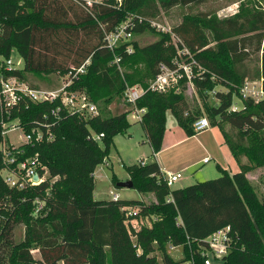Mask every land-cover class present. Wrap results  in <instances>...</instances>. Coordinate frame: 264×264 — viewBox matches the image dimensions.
Listing matches in <instances>:
<instances>
[{"label":"trees","instance_id":"trees-1","mask_svg":"<svg viewBox=\"0 0 264 264\" xmlns=\"http://www.w3.org/2000/svg\"><path fill=\"white\" fill-rule=\"evenodd\" d=\"M202 1L102 0L87 12L71 0H0V61L12 48L22 58V66L7 73L25 80L29 73L62 74L88 59L69 87L84 88L97 107L96 114L86 116L61 107L56 116L43 118L56 102L23 99L8 113L0 110V119L17 117L24 129L34 122L44 129L42 122L48 121L52 133L49 139L24 145L25 154L36 152L47 168L48 176L40 184L15 190L0 177V264H156L154 250L161 264H203L199 245L206 246L204 237L223 225H229L230 236L220 264H264V199L245 175L249 168L264 165V97L240 98L241 107L229 109L248 74L245 60L251 53L259 54L258 76L264 89V0L250 5L239 0L234 12L222 16L214 11L186 12L169 30L149 23L174 5ZM127 16L135 21L131 37L107 49L103 30ZM145 31L156 36L137 43L135 34ZM171 33L202 69L191 81L209 125L218 126L238 169L229 172L216 164L217 176L170 188L172 203L164 201L168 187L156 161L140 158L125 169L131 187L148 199H94L93 169L104 161L112 136L129 125L126 110L112 113L109 105L122 98L125 83L145 85L158 63L170 64L175 54ZM126 43L130 52L124 51ZM114 54L119 55V67L111 62ZM139 61L145 63L143 69L137 67ZM179 83V91L146 90L135 101L144 107L139 122L151 153L160 148L166 110L188 135L195 132L193 120L202 115L194 103L189 106L184 84ZM215 83L224 88L213 87ZM209 93L215 101H207ZM91 132L102 135L94 139ZM116 179L112 176L114 184ZM44 188V207L33 215L32 192ZM124 204L138 206L135 216L153 218L134 229L124 221ZM18 224L22 234L14 240L12 229ZM167 243L178 244L182 255L172 257ZM31 245L38 257L32 255Z\"/></svg>","mask_w":264,"mask_h":264},{"label":"built area","instance_id":"built-area-1","mask_svg":"<svg viewBox=\"0 0 264 264\" xmlns=\"http://www.w3.org/2000/svg\"><path fill=\"white\" fill-rule=\"evenodd\" d=\"M83 10L90 12L93 4L101 3L102 0H71ZM120 1V0H116ZM136 21H141V17L137 16ZM134 19L127 16L118 22L113 28L103 30V43L109 50H113L116 45L131 37ZM156 29L169 30L160 25L154 20L149 22ZM170 41L175 47V54L170 59V64L163 62L158 63L157 71L146 81L145 85L139 82L125 83L122 90V100L127 105L126 115L129 114L134 120L139 121L141 113L144 111L143 106L135 104L136 99L146 90L155 92H166L168 90L179 91L180 81L184 84V88L190 85L193 76L201 73L200 65L194 60L189 49L181 42V40L174 34H170ZM130 43L124 44V51H131ZM119 55L114 54L111 62L118 64ZM88 62L85 59L82 64L77 67H70L66 72L59 74L60 83L54 86H33L25 79L19 78L16 74L7 73V71L16 69L22 66V60L13 59L10 54L0 61V110L3 113H8L13 106H18L22 100L31 102L37 101H53L56 102L54 106L50 107L48 113H43L42 117L46 118L48 114L57 115L58 110L62 107L68 111H73L83 116L93 115L97 113L95 103L89 99L84 88H70L71 81L77 77V74L84 70V64ZM250 97L258 99L264 97V89L261 85V78L242 79L241 84L237 90L239 99ZM234 99V97H233ZM231 100L229 109L236 110L241 107L236 105L234 100ZM52 123V121H51ZM41 124L34 122L24 129L18 122L17 117L7 119H0V177L2 181L10 188L15 190L32 189L34 186L40 184L47 176L46 166L39 161L36 152L33 154H25L24 145L34 142H39L43 139L52 137L49 130L50 122H42ZM209 125L205 115H200L192 122V127L195 131L206 128ZM20 128V141L13 143L8 141L4 134L9 129ZM92 138L97 139L102 135V132L89 134ZM208 157L202 158V161H207ZM142 159L140 162H143ZM163 173V180L168 187V192L164 197V201L173 203V196L170 192V185L173 181L181 176L179 170H166ZM54 176L50 177L52 180ZM110 192L111 199H118V194L115 191ZM48 194L47 188L42 192H32L30 200L32 202L31 213L33 215L39 213L45 204V196ZM123 210L124 221L129 225L132 217L138 210L137 205L124 204L120 206ZM229 225H223L208 233L204 240L206 246H200V254L203 256V264H210L209 257L220 258L226 253L229 241ZM178 244H166L168 250L177 249ZM136 251L140 252L139 246Z\"/></svg>","mask_w":264,"mask_h":264},{"label":"rangeland","instance_id":"rangeland-1","mask_svg":"<svg viewBox=\"0 0 264 264\" xmlns=\"http://www.w3.org/2000/svg\"><path fill=\"white\" fill-rule=\"evenodd\" d=\"M224 1L229 0H204L198 4L174 5L165 11H161L156 17H154V21L158 22L165 28H170L174 23L178 22L181 15L186 12L214 11L216 15L222 16L225 13L222 11ZM251 1L252 0H244L243 3L246 2L250 5ZM155 36L156 34L145 31L140 34H135V39L137 43L142 44L151 41ZM258 55V53H251L245 60V65L248 68V74L244 76L243 79H259ZM10 56L14 60H22L14 48L11 49ZM137 67L139 69H143L145 67V63L139 61L137 62ZM27 76V81L35 83L37 86H54L60 83L59 74L52 72L44 76L32 73H29ZM191 86L192 89L190 88V85L183 89L188 96L189 106L194 103L199 107L200 114L205 115L201 104L202 100L197 95L193 82L191 83ZM213 87L217 89L224 88L218 83H215ZM233 100L236 102V105H241V101L239 99L234 97ZM207 101H215V99L211 96V93L208 94ZM109 108L112 113H115L125 110L127 105L124 103L122 98H120L115 103L112 102L109 105ZM126 117L129 125L126 127L125 132L116 133L112 136L108 146L107 155L104 159L107 162L105 163L104 161H101L94 167L95 175H93L94 185L92 189V197L94 199L110 198L111 194L109 190L117 192L119 199L146 200L149 198L140 193L134 187L116 186L112 181V176L117 178L116 181L128 178V172L125 169V165L135 162L140 158H144L146 161L153 160V155L146 140L142 125L139 121L134 120L129 114H127ZM210 125V127L207 126L202 132L195 131L193 134L188 135L184 129L176 123L170 111H165L164 129L166 128V132L163 140L167 141L168 135H170L171 140L173 141L184 137L180 139L172 148H165L161 152V157L167 167L172 169L181 168L177 169L180 170L181 176L172 182L170 188L217 176L219 171L216 168V164L229 166L231 170H236V167H233L234 158L223 142L218 126L216 124ZM223 127L229 131L227 124H224ZM20 134L21 129L15 128L6 131L4 136L8 141L17 143L21 139ZM204 156H207L209 159H207V161H202ZM246 173L247 178L258 197L264 199V165L249 168ZM152 218L153 215H134L129 224L132 228L136 229L141 225L149 224ZM12 233L14 240H18L22 234V225H15L12 229ZM131 239L134 240V235L132 234ZM30 251L34 257H38L35 245H31ZM168 251L174 258H178L182 255L180 247ZM152 253L156 256V264H161L159 252L154 250ZM209 259L210 264H220L221 262L220 258L210 256Z\"/></svg>","mask_w":264,"mask_h":264},{"label":"crops","instance_id":"crops-1","mask_svg":"<svg viewBox=\"0 0 264 264\" xmlns=\"http://www.w3.org/2000/svg\"><path fill=\"white\" fill-rule=\"evenodd\" d=\"M238 1H239V0H229V1H224V2H223L224 4L222 3V4H223V5H222V11L225 12L223 15H228V14L234 12V11L236 10V8H237ZM208 126L210 127L211 125H208ZM204 129H206V128H204ZM204 129H201V130H199V131H197V132H202ZM165 132H166V128L164 129V132H163V135H162L160 148H159L157 151H155L154 153H152V155H153V160L156 161V163L158 164V167H159L160 171H162V172H164V171H166V170H169V169H171V171H174V170H177V169H181V168H174V169H172V168L167 167L166 164L164 163V160H163L162 157H161V152H162L163 149H165V148H167V149L172 148L173 146L176 145V143H177L180 139H182V138H184V137L179 138V139L173 141V140H171L170 135H168V137H167V141H164L163 138H164V136H165ZM169 134H170V133H169ZM149 147H150V146H149ZM204 157H205V156H204ZM142 159H144V158H142ZM208 159H209V158H208ZM104 162L106 163L107 161L104 160ZM219 165H220L221 167L225 168V169H226L227 171H229V172L234 171V170H231V168H230L229 166H225V165H221V164H219ZM233 167H236V169H238V164L236 163L235 159H234V165H233ZM94 171H95V169H93V175H95V174H94ZM179 171H180V170H179ZM245 175L247 176V173H246V172H245ZM178 186H183V185H178ZM178 186H175V187H178Z\"/></svg>","mask_w":264,"mask_h":264},{"label":"water","instance_id":"water-1","mask_svg":"<svg viewBox=\"0 0 264 264\" xmlns=\"http://www.w3.org/2000/svg\"><path fill=\"white\" fill-rule=\"evenodd\" d=\"M115 185H117V186H127V187H129V186L132 185V181H131V179H129V178L124 179V180H117V181L115 182Z\"/></svg>","mask_w":264,"mask_h":264}]
</instances>
